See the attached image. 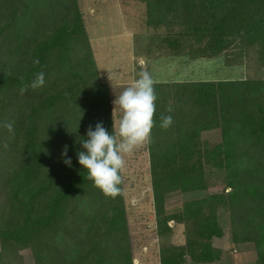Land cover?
<instances>
[{
	"label": "trees",
	"instance_id": "trees-1",
	"mask_svg": "<svg viewBox=\"0 0 264 264\" xmlns=\"http://www.w3.org/2000/svg\"><path fill=\"white\" fill-rule=\"evenodd\" d=\"M139 1L175 55L228 53L264 68V0ZM40 72L45 85L21 95ZM154 91L148 149L161 264L220 261L222 209L232 242L252 243L264 264V77L155 82ZM9 121L13 134L0 126V264L22 261L24 248L35 264H135L123 183L105 196L78 163L89 126L116 132L80 0H0V125ZM215 129L221 139L211 142L204 133ZM217 174L224 190L210 192ZM174 193L194 198L165 214ZM172 222L185 226L184 243L172 240Z\"/></svg>",
	"mask_w": 264,
	"mask_h": 264
},
{
	"label": "rangeland",
	"instance_id": "rangeland-1",
	"mask_svg": "<svg viewBox=\"0 0 264 264\" xmlns=\"http://www.w3.org/2000/svg\"><path fill=\"white\" fill-rule=\"evenodd\" d=\"M85 24L101 77L108 83L114 125L118 130L122 115L113 101L122 91L139 78L141 71H148L154 82L189 81L202 79H243L264 77V68L253 57H231L229 54L207 58H194L189 49L179 55L166 48L162 41L167 36L164 27L149 26L145 2L139 0H80ZM189 50V51H188ZM109 74L112 81L109 80ZM204 137L211 142L221 139L218 129L207 131ZM125 166L122 193L126 204L127 220L135 264H161L157 215L152 190L150 154L148 143L124 156ZM225 181L217 174L211 179L209 191L222 192ZM193 194L174 193L167 199L165 214L180 211ZM229 248L222 260L215 264H257L252 243L235 244L231 240L230 213L221 210ZM174 242L182 240L185 226L175 224ZM226 240V237H225ZM227 245V244H226ZM1 250V249H0ZM23 260L16 264H35L31 249L21 250ZM15 264V262H6Z\"/></svg>",
	"mask_w": 264,
	"mask_h": 264
},
{
	"label": "clouds",
	"instance_id": "clouds-1",
	"mask_svg": "<svg viewBox=\"0 0 264 264\" xmlns=\"http://www.w3.org/2000/svg\"><path fill=\"white\" fill-rule=\"evenodd\" d=\"M34 63H39L34 60ZM23 80V77L20 78ZM109 80L112 76L109 74ZM46 83L45 74L37 73L30 84L20 88V94H26L29 89L42 88ZM154 80L148 71H141L139 78L113 101L118 105L122 115L118 130L109 133L102 123L95 127L89 126L86 136L79 141L83 150L77 152L78 163L87 170L88 179L94 182L105 196L115 198L121 192V170L125 166V154L132 153L138 147L150 143L156 112L157 96L154 91ZM169 112L172 109L169 107ZM173 123L172 117L162 116L161 127L167 129ZM14 122H4V127L10 134L14 133ZM63 162L71 166L67 157V145L62 151Z\"/></svg>",
	"mask_w": 264,
	"mask_h": 264
},
{
	"label": "crops",
	"instance_id": "crops-1",
	"mask_svg": "<svg viewBox=\"0 0 264 264\" xmlns=\"http://www.w3.org/2000/svg\"><path fill=\"white\" fill-rule=\"evenodd\" d=\"M172 225V224H171ZM173 226V225H172ZM225 237H226V240H225ZM179 242H181V244L182 243H184L185 242V239H184V236H183V238H182V240H179ZM229 242H231L230 241V237L229 236H226V235H224L223 237H220V238H216L215 239V246L217 247V248H219V249H221L222 250V258L224 257V251L227 249V248H229ZM227 244V245H226ZM255 248V247H254ZM254 252H255V259H254V261L257 263V252H256V250L254 249ZM222 258H221V260H222Z\"/></svg>",
	"mask_w": 264,
	"mask_h": 264
}]
</instances>
